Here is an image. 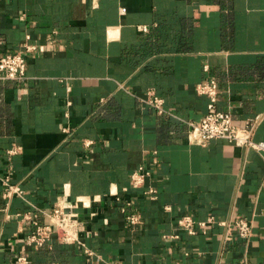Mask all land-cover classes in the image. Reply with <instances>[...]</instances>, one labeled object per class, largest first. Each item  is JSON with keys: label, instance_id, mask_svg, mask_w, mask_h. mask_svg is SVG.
I'll use <instances>...</instances> for the list:
<instances>
[{"label": "crops", "instance_id": "1", "mask_svg": "<svg viewBox=\"0 0 264 264\" xmlns=\"http://www.w3.org/2000/svg\"><path fill=\"white\" fill-rule=\"evenodd\" d=\"M27 35L41 48L26 52ZM10 52L28 64L24 79L0 81V264L23 247L30 264H264V150L190 143L187 124L207 111L197 84L214 78L218 107L239 126L261 115L264 141V0H0V56ZM140 166L150 175L135 188ZM9 173L26 198L2 196ZM65 188L86 201L91 252L57 237L26 245L18 213L51 208ZM185 214L247 216L253 234L210 224L191 235L177 224Z\"/></svg>", "mask_w": 264, "mask_h": 264}, {"label": "built area", "instance_id": "2", "mask_svg": "<svg viewBox=\"0 0 264 264\" xmlns=\"http://www.w3.org/2000/svg\"><path fill=\"white\" fill-rule=\"evenodd\" d=\"M22 45L26 52H34L41 48L38 44L31 42L30 35H27ZM27 64V57L22 52H10L0 56V81L24 79L26 77ZM196 90L199 94L208 97V104L207 111L200 120L187 121L188 140L190 143L205 145L211 139L223 138L247 149L264 150V141L254 139L261 115L249 120L244 126L236 125L232 115L220 109L217 105L220 89L216 79L209 78L199 82ZM145 101L159 114L168 112L164 106V98L159 96L154 89L148 90ZM20 149V146L10 148L8 150L9 158L18 153ZM149 175L150 171L144 166H140L132 172L130 183L135 188H143ZM2 184V196L5 199L10 200L14 196L26 198L25 190L18 182L12 180L10 173L2 178ZM261 188L264 189V177L261 182ZM143 192L154 197L156 189L148 187L144 188ZM69 197L70 193L65 188L64 193L58 197L51 208L43 209L31 205L33 209L18 213V215H22L24 220L29 221L31 225V229L26 236V245L43 246L52 237H57L65 244H77L86 252H91L81 239V233L86 229V222L80 216L79 207L85 206L86 201L83 197H76L74 200H70ZM117 201L121 202V210L130 224L141 222V214L138 210L131 208V202H123L119 196H117ZM177 224L180 229L191 235L197 234L199 230L206 233V228L210 224L233 226L236 234L246 240H249L253 234V223L247 216H238L232 222H229L228 220H219L214 215L208 216L205 220H198L192 215L185 214L178 218ZM24 250L23 247L22 252L17 255L16 264H30V260Z\"/></svg>", "mask_w": 264, "mask_h": 264}]
</instances>
